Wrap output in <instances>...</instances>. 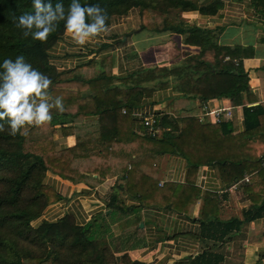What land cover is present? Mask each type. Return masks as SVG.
I'll return each mask as SVG.
<instances>
[{
    "label": "trees",
    "instance_id": "trees-1",
    "mask_svg": "<svg viewBox=\"0 0 264 264\" xmlns=\"http://www.w3.org/2000/svg\"><path fill=\"white\" fill-rule=\"evenodd\" d=\"M250 1L264 12V0ZM51 2L53 6L62 3L67 11L71 0ZM79 2L81 5L98 4L106 9L109 16L107 25L113 15L125 14L131 7H142L141 29L181 34L184 44L198 46L200 52L186 54L170 68L156 66L124 76L112 74L111 54L99 59L98 71L97 60L91 58L59 73L49 59V50L65 32L64 22L59 23L45 43L31 37L24 39L12 23V16L33 12L31 0H0V64L5 58L14 60L23 55L34 68L51 78L49 98L62 97L64 106L63 114L53 108L51 122L30 127L26 136L17 134L13 137L0 132V264H107L106 249L98 252V248L93 252V235L89 232L93 222L78 225L71 216L65 215L33 226L32 221L40 217L50 203L60 199L52 186L44 184L47 173L70 181L96 184L106 177L126 172L128 192L138 195L142 203L167 204L187 214L192 212L198 189L188 183H167L159 187L153 169L151 171L152 158L159 151L177 153L187 160L191 168L214 162L226 182L241 179L244 171L255 172L258 178L264 177V165L261 163L264 156V104L245 108L249 125L238 134H234V120L201 123L188 110L180 118L182 126L176 134L160 131L158 137L150 138L132 131L131 108L155 89L166 88L171 76L177 80L174 89L183 95L179 105L186 109L195 98L204 101L222 96L230 100L233 108L241 104V93L248 88L242 59L253 55L252 47L230 48L217 44L212 30L184 25L175 17L161 18L146 13L152 6L162 3L164 7L181 12L198 11L202 15H211L222 7V0ZM157 22H163V26L158 27ZM102 47L106 48L108 44H102ZM149 83L152 85L147 86ZM122 108L126 109L125 113H122ZM87 115L97 117L87 120ZM57 124L63 125V135H74L73 146L61 150L55 148L53 136L57 133ZM259 129L262 131H257ZM248 135H251L250 139H247ZM132 154L138 156L131 157ZM94 173L98 178L91 180ZM116 202L109 203L111 211L123 210L124 206ZM204 203L203 221L208 220L206 217L214 207L213 219L217 224L221 223L215 216L216 195L207 192ZM94 253L96 256L92 258ZM207 256L208 253L203 252L190 264L216 262Z\"/></svg>",
    "mask_w": 264,
    "mask_h": 264
},
{
    "label": "crops",
    "instance_id": "crops-1",
    "mask_svg": "<svg viewBox=\"0 0 264 264\" xmlns=\"http://www.w3.org/2000/svg\"><path fill=\"white\" fill-rule=\"evenodd\" d=\"M180 17L184 25H197L212 30L215 35L214 42L217 44L230 48H253V55L242 59L248 88L241 93V104L234 108L228 98L220 96L204 101L195 98L186 109L179 105L183 101V95L174 89L177 80L171 76L166 88L155 89L151 95L143 96L139 104L131 108L133 133L145 136L142 122L133 112L155 115L159 120L160 131L176 134L182 126L180 118L185 116L187 110L199 119L201 104H206L209 109H230V116L218 123L234 120V134L244 132L249 125L245 108L264 104V12L250 0H222V7L215 14L202 15L198 11H185ZM104 35L105 33L94 38L92 42L79 46L64 32L49 50V59L60 73L95 58L98 71L99 59L111 54L112 74L124 76L156 66L170 68L186 54L200 52L198 46L184 44L183 35L170 31L156 32L141 29L139 26L126 37L123 42L126 48L121 50L110 49L109 46L103 48L102 44L111 43L113 40L110 37L105 38ZM129 52L133 55H128ZM96 117L87 115L85 119L93 120ZM209 118L211 117L206 116L200 122L216 124ZM62 126L55 125L57 133L53 140L57 150L75 144L74 135L61 133ZM250 138L251 135H248L247 139ZM137 156L138 154L131 155ZM152 160L154 163L151 171L153 169L159 187L167 183H188L198 189L191 213L178 211L167 204L142 203L138 195L128 192L126 172L106 177L96 184L80 180L70 181L47 173L44 184L52 186L60 199L50 203L42 215L34 220L35 223L55 221L69 215L76 224L84 225L102 211L111 212L110 202L120 201L124 206L123 210L112 211L113 217L117 219L115 224L122 227L126 225L127 231L133 230V239L129 246H125V240L114 250V264H190L203 252L208 253L207 258L211 257L216 261L214 264H264V207L260 208L264 203V177L258 178L255 172L244 171L241 179L226 182L221 178L214 162L191 168L185 158L173 152L159 151ZM245 177H248L249 182L244 181ZM97 178L96 173L90 177L91 180ZM207 192L216 195L215 216L217 222H221L219 224L213 219L214 207L206 217L208 220L203 221L202 211ZM252 216L255 217L247 220ZM225 223L228 224L225 226ZM133 226L136 228H132ZM198 260L204 261L203 258Z\"/></svg>",
    "mask_w": 264,
    "mask_h": 264
},
{
    "label": "clouds",
    "instance_id": "clouds-1",
    "mask_svg": "<svg viewBox=\"0 0 264 264\" xmlns=\"http://www.w3.org/2000/svg\"><path fill=\"white\" fill-rule=\"evenodd\" d=\"M33 12L12 16V23L24 39L45 43L61 21L65 32L79 46L92 42L107 32V10L98 4L81 5L71 0L65 11L62 3L31 0ZM52 80L34 68L23 55L5 58L0 64V132L26 136L30 127H40L52 120V109L63 114V98L49 99Z\"/></svg>",
    "mask_w": 264,
    "mask_h": 264
},
{
    "label": "rangeland",
    "instance_id": "rangeland-1",
    "mask_svg": "<svg viewBox=\"0 0 264 264\" xmlns=\"http://www.w3.org/2000/svg\"><path fill=\"white\" fill-rule=\"evenodd\" d=\"M142 7H131L125 14H116L110 18V23L107 25V32L105 33V38H112L111 43H108L110 49L117 48L119 50L126 48V44L123 43L126 40V37L129 36L135 29L141 26L143 22L142 15ZM148 14H154V16H159L161 18L175 17L177 20L181 18V11L172 7H164L162 3H158L156 6H152L148 12ZM182 21V19H180ZM183 22V21H182ZM117 25L115 28H111V26ZM158 27L163 26V22H157ZM128 48V47H127ZM128 52V51H127ZM126 53V52H125ZM127 54V53H126ZM128 55H133V53L129 52ZM121 205V202L118 201ZM110 208V207H109ZM108 209V208H107ZM113 212L106 213L105 211L100 212L92 217L89 222H93V226L90 228L89 232H92L93 235V252H98L106 249L107 254V264H114V250L117 249L120 244H122L125 240V246H129L130 242L133 239L132 231L126 230V225L124 227L116 225L117 219L113 217ZM33 226H37L38 224L35 221H32ZM97 226V227H95ZM132 228H136L133 226ZM96 254L92 255V258H95ZM95 264V263H94Z\"/></svg>",
    "mask_w": 264,
    "mask_h": 264
},
{
    "label": "built area",
    "instance_id": "built-area-1",
    "mask_svg": "<svg viewBox=\"0 0 264 264\" xmlns=\"http://www.w3.org/2000/svg\"><path fill=\"white\" fill-rule=\"evenodd\" d=\"M200 114H199V120L203 121L204 117L210 116V121H213L214 123H218L222 121V119L228 118L230 116V109L226 108H213L209 109V107L206 104L200 105ZM126 109L122 108V113H125ZM133 115L140 119L142 122V126L144 128L143 134L145 136H148L150 138H156L159 135L160 132V124L159 120L156 119L155 115H149V114H140L137 112H133ZM261 163L264 165V156L261 158ZM245 182H249L248 177L244 178Z\"/></svg>",
    "mask_w": 264,
    "mask_h": 264
}]
</instances>
